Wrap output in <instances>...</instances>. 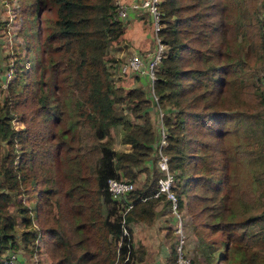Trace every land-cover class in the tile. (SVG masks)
<instances>
[{
  "label": "trees",
  "instance_id": "16d2710c",
  "mask_svg": "<svg viewBox=\"0 0 264 264\" xmlns=\"http://www.w3.org/2000/svg\"><path fill=\"white\" fill-rule=\"evenodd\" d=\"M49 2L55 7V15L44 25L45 35L39 45L46 54L48 77L49 74L61 76L62 86L52 94L51 82L45 90L37 80L35 94L27 97L23 106L9 107L6 101L0 105V142L5 141L7 146L6 154L0 158V256L18 244L33 245L41 237L55 253V264H111L116 254L122 259L126 253L127 257L134 255L141 262L144 247L133 245L129 226L122 234L120 215L114 214L111 206L107 208L112 200L106 180L121 175L133 179L138 169L148 173L143 185L126 196L133 205L123 215L125 222L151 223L152 206L157 201L149 197L155 190L154 166L149 157L157 132L150 126L148 98L136 87L126 91L117 88L116 94L108 79L105 56L108 51H114L124 30L122 20L116 15L117 4L113 0ZM159 5L161 26L157 35L165 49L157 62L151 89L162 111L161 123L166 133L162 152L167 156L169 170L176 173L174 191L178 209L181 194L188 202V194L196 195L195 189L206 183L200 167L197 168L198 161L206 163L213 156L209 148L217 150L222 145L221 141L211 143L206 128L222 137L219 119L223 117L234 122V128L240 131L242 142L238 153L254 164L253 178L260 185L254 214L242 226L250 232V237L258 236L264 243V94L255 87L254 111L251 106L244 112H238L232 105L224 111L214 107L215 99L226 90L227 72L239 71L242 66L240 59L233 61L235 64L218 62L223 54L229 58L226 34L234 30L241 37L247 35L248 29L258 25L256 13L250 14L247 0H160ZM229 9L239 13L231 24L220 14ZM27 88L25 84L23 91L29 93ZM121 101L126 103L125 113L116 111L115 104ZM18 110L22 112L24 127L15 129L11 119ZM131 117L141 121H132ZM54 120L61 121L68 132L80 135L78 141L83 154L91 149L97 153L92 173L101 200H89L84 193L87 213L81 221V230L78 222L73 226L71 222H61L58 211L51 212L54 192L48 186L37 189L39 170L30 168L32 159L44 161L35 148L36 140L46 134L47 124ZM110 127L120 129V140L128 144V150L115 151L109 140H103L109 137ZM17 143L21 145L19 152L15 148ZM49 146L47 143V153ZM16 155L19 159L15 163ZM23 196L34 201L24 203L20 199ZM10 202H14L11 211ZM212 217L220 219L222 212ZM32 220L40 221V226L37 228ZM17 223L21 225L19 230ZM62 223L69 227L68 232L63 231ZM216 223L211 228L227 227L221 220ZM245 235L241 232L238 241L246 239ZM225 250L216 255L218 263L228 264V250ZM258 257L259 263L264 264V253ZM168 258L167 264H173V251ZM233 258L238 264L250 263L243 252L234 253Z\"/></svg>",
  "mask_w": 264,
  "mask_h": 264
},
{
  "label": "rangeland",
  "instance_id": "374dc122",
  "mask_svg": "<svg viewBox=\"0 0 264 264\" xmlns=\"http://www.w3.org/2000/svg\"><path fill=\"white\" fill-rule=\"evenodd\" d=\"M113 1L116 2L117 0ZM118 3L124 2L118 1ZM263 4L264 0H247L250 14L255 12L256 20L258 18V25L248 29L247 35L241 37L234 30H230L226 34L225 44L229 58L223 54L218 57V62L228 61L235 64L233 61L240 59L242 66L239 71L227 72L226 90L215 99L214 107L217 109L224 111L225 107L232 105L238 112H244L251 106V111H254L256 105L255 87H258L264 94ZM220 14L224 21L229 24L239 15L233 9ZM54 15L55 7L49 0H0V105L6 101L9 107L17 104L20 107L23 106L27 97L30 98L31 94H35L37 80L41 86H44L45 90L51 82L54 86L51 89L52 94H55V89L57 90L58 87L62 86L61 76L49 74L48 77V70L45 67L46 54L43 47L39 45L45 35L44 25ZM148 19L147 27L150 26L151 30L149 27V29L146 28V35L150 31L153 40L149 48L141 51L135 48L138 43L137 40L133 39L129 43L128 40L126 41L120 36L114 51H108L109 53L106 54L105 58L108 79L116 88V94L119 93L117 88L126 91L132 87L139 88L145 93L150 105V126L154 132L158 133V119L161 118L162 111L157 106L156 97L152 93L150 77L145 74L139 77L127 71L120 72L121 65L125 63L132 52H147L152 49L154 36L151 20ZM24 26H31L32 28ZM25 84L29 87L27 88L29 93L23 91ZM208 100L211 103L212 99L209 98ZM125 106V101L115 104L116 111L118 113L127 112ZM29 115L31 116V113ZM21 116L22 112L18 110L11 119V125L15 129L24 127ZM131 118L135 122L141 121ZM262 118L264 119V115ZM219 123L222 137L217 134L214 135L212 129L209 128H206V137L212 144L221 141V148L219 147L220 149L217 150L209 148L213 156L209 157L206 163L198 161L197 164V168L200 167V173L204 176L206 183H201L195 189V197L188 194V202L185 196L181 194L182 203L178 212L182 217L186 237L185 255L190 264H222L218 263L216 255L224 253L227 249L228 264H238L237 259L233 258V254L240 252H243L247 260H250L249 264H260L258 256L264 253V243L259 241L258 236L250 237V232L243 227L249 215L254 214L252 213L256 207L254 204L258 201L260 185L253 178L254 164L241 158L238 153V150L241 149L242 135L239 130L234 128V122L231 123L220 117ZM109 132V137H105L103 140H109L108 143L112 149L118 152L129 149L128 144L121 142V131L118 127H110ZM79 136L73 132H68L65 125L59 120L49 122L46 127V134H42L36 140L37 146L35 147L44 157V161L40 158L32 159L30 168L34 171L39 170L40 177L37 179L39 181L37 189L48 186L54 192L52 198L55 199L50 200L51 212L58 211L61 222H71L72 226L74 222L75 224L78 222V229L81 230V221L85 219V213H87L84 193L87 194L89 200L94 198L101 200V196L95 190L92 173V166L97 153L91 149L83 154L81 152L82 145L78 141ZM47 143L50 145L48 153L46 152ZM15 148L16 152H19L21 145L17 143ZM6 152V143L2 141L0 142V158ZM18 159L19 156L16 155L15 163ZM149 159L154 166L153 176L156 178L158 174L155 152L150 154ZM184 172H188V169H185ZM147 173L146 170L144 172L138 169L133 179L125 178L122 175L119 177L134 182L136 188H140ZM173 173L175 175L173 190H175L177 179L176 173ZM197 196H201V198H196ZM18 198L16 197V199ZM20 199L24 203L34 201L33 198L28 201L26 196ZM120 205L112 202L107 205V208L112 207L114 214L120 215ZM13 208L14 202H10L8 209L11 211ZM219 211L222 212V217L213 219V214ZM15 219L18 222L17 216ZM151 219V223H147L151 225V230L140 229L139 234L150 248L148 253H152L151 250H156V246L157 253L155 255L157 254L160 262L164 263L165 257L173 251L174 246V235L171 229L174 217H172L165 201L154 202ZM220 220L227 227L220 226L221 229L218 228L219 230L211 228V224L218 223ZM39 222L32 220L37 228L40 226ZM34 224L33 227H35ZM16 226L17 230L21 228L19 223ZM62 226L63 231L68 232L69 227L66 228L64 223ZM241 232L246 233V239L244 237L238 241ZM115 246L118 247V244ZM12 250L9 253H13L22 264H55V253L49 245H45L44 239L41 237L37 238L33 245L22 247L18 244ZM4 253L3 256L1 255L2 257L8 254L7 251ZM136 261L134 255L120 259L116 254L112 258L111 264H136Z\"/></svg>",
  "mask_w": 264,
  "mask_h": 264
},
{
  "label": "built area",
  "instance_id": "2783aa9c",
  "mask_svg": "<svg viewBox=\"0 0 264 264\" xmlns=\"http://www.w3.org/2000/svg\"><path fill=\"white\" fill-rule=\"evenodd\" d=\"M160 0H133L130 3H118L116 7L117 18L123 20L129 10L145 14L151 20L152 33L154 36V43L151 52H132L125 63L120 67V72H130L140 75H147L150 77L149 81L152 82L154 78V72L157 62L163 55L165 45L160 41L157 31L161 26L160 21ZM263 42H264V29H263ZM158 133L156 143L153 148V152L156 154V171L157 176L155 179V190L149 197L157 199V201H165L168 203L169 210L173 219V234H174V246H173V262L174 264H190L188 257L185 255V233L183 229L182 217L178 210V201L176 194L173 190L175 175L171 172L167 165V156L162 152V148L165 146V131L162 127L161 118L158 119ZM106 189L113 203L120 205V226L122 234L126 233V223L124 220V213L133 205V202L126 198L128 192L135 189L134 182L123 179L121 177H110L106 180ZM144 199V198H141ZM119 245V242H118ZM12 250H8V254L2 257L0 256V264H22L17 260L13 253H9ZM127 258V253L124 255V259Z\"/></svg>",
  "mask_w": 264,
  "mask_h": 264
},
{
  "label": "crops",
  "instance_id": "0c3cea01",
  "mask_svg": "<svg viewBox=\"0 0 264 264\" xmlns=\"http://www.w3.org/2000/svg\"><path fill=\"white\" fill-rule=\"evenodd\" d=\"M118 1H123L124 3H130L133 0H117ZM140 15V16H139ZM148 21V22H146ZM123 23V33L121 35L122 39L128 40L129 43L133 41V39L137 40V46L135 48L140 49H147L149 46L152 45V35L151 32L146 35V28H150V26L147 27V23H149L148 16L145 14H139L135 13L131 10L127 12L126 17L122 21ZM148 28V29H149ZM151 30V28H150ZM149 35V37H147ZM150 110V109H149ZM149 112V111H148ZM136 188V186H135ZM129 229H130V234H131V241L134 246L137 245V243L141 244L144 247V255L143 259L141 262H135L136 264H165L167 261V258L170 253L167 254V256L164 259V263L160 262V259L158 258L157 254V247L155 246L156 250H151L153 251L152 253H148L150 251V248L147 246V242L143 241L140 237L139 230L140 229H145L146 231L151 230V225L141 222V221H132L129 223ZM172 232H173V228ZM162 233V232H161ZM165 233V232H163ZM166 234V233H165ZM174 235V234H173ZM139 241V242H137ZM146 243V244H145ZM154 254L152 257H149L150 255ZM160 262V263H159Z\"/></svg>",
  "mask_w": 264,
  "mask_h": 264
},
{
  "label": "clouds",
  "instance_id": "9594fccd",
  "mask_svg": "<svg viewBox=\"0 0 264 264\" xmlns=\"http://www.w3.org/2000/svg\"><path fill=\"white\" fill-rule=\"evenodd\" d=\"M13 251V250H12Z\"/></svg>",
  "mask_w": 264,
  "mask_h": 264
}]
</instances>
